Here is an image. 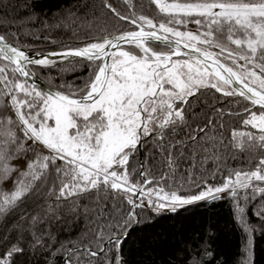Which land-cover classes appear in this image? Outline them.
I'll list each match as a JSON object with an SVG mask.
<instances>
[{"label": "snow or ice", "instance_id": "snow-or-ice-1", "mask_svg": "<svg viewBox=\"0 0 264 264\" xmlns=\"http://www.w3.org/2000/svg\"><path fill=\"white\" fill-rule=\"evenodd\" d=\"M149 8L0 0V264H128L123 242L149 213L225 199L246 237L239 264H255L264 0ZM180 252L183 264L215 259L207 239Z\"/></svg>", "mask_w": 264, "mask_h": 264}, {"label": "trees", "instance_id": "trees-1", "mask_svg": "<svg viewBox=\"0 0 264 264\" xmlns=\"http://www.w3.org/2000/svg\"><path fill=\"white\" fill-rule=\"evenodd\" d=\"M27 3L28 0H23ZM77 0H38L41 8L54 10L60 5L74 3ZM137 5V10L148 14L151 13L149 0H133ZM126 10V9H122ZM0 14L3 11L0 10ZM24 9L19 10V15L23 16ZM126 27V25H118ZM0 26V31H5ZM65 40L71 37H64ZM28 43L36 46L44 44L43 41H34L31 38L21 37V43ZM46 48H52L50 44H44ZM56 70H53L55 73ZM86 75L87 68L83 72L79 68L74 71L65 72L64 79L72 81L74 75ZM47 73L37 72V77L43 80ZM68 77V78H67ZM59 79L56 83H59ZM143 151V150H142ZM179 214L169 211L158 214L149 213L143 218L141 223L133 226L122 245V256L128 261V264H183L180 248L183 241L209 240L212 248L215 250L216 261H222V264H239L241 259L242 242L246 237L242 229L238 227L233 219L228 201L221 200L209 204H200L189 207L186 211L178 210ZM249 223L259 224V218L248 210ZM254 261L255 264H264V231H256L253 236ZM39 264H44V258H39Z\"/></svg>", "mask_w": 264, "mask_h": 264}, {"label": "water", "instance_id": "water-1", "mask_svg": "<svg viewBox=\"0 0 264 264\" xmlns=\"http://www.w3.org/2000/svg\"><path fill=\"white\" fill-rule=\"evenodd\" d=\"M37 79H38V81H40L41 83H43V80H42V79H40V78H38V77H37Z\"/></svg>", "mask_w": 264, "mask_h": 264}, {"label": "bare ground", "instance_id": "bare-ground-1", "mask_svg": "<svg viewBox=\"0 0 264 264\" xmlns=\"http://www.w3.org/2000/svg\"><path fill=\"white\" fill-rule=\"evenodd\" d=\"M68 78V77H67Z\"/></svg>", "mask_w": 264, "mask_h": 264}]
</instances>
